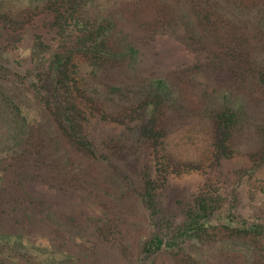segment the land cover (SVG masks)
Instances as JSON below:
<instances>
[{"label": "trees", "instance_id": "obj_1", "mask_svg": "<svg viewBox=\"0 0 264 264\" xmlns=\"http://www.w3.org/2000/svg\"><path fill=\"white\" fill-rule=\"evenodd\" d=\"M158 2L161 26L181 29L176 40L219 47L185 75L176 71L181 86L142 72L139 46L154 38L146 29L154 21L138 15L143 0H0V220L25 183L82 189L86 177L140 214L139 234L129 226L114 240L127 264H210L212 253L222 258L217 264H264V224L234 214L236 185L225 199H175L177 212L167 213L161 169L148 156L190 123L224 153L236 133L261 132L264 141V0ZM54 3L69 14L44 17L43 30L25 26L36 7ZM257 149L264 157V143ZM43 220L48 233L0 227V264L75 261L81 236L68 237L77 246L68 254L48 235L63 229Z\"/></svg>", "mask_w": 264, "mask_h": 264}, {"label": "rangeland", "instance_id": "obj_2", "mask_svg": "<svg viewBox=\"0 0 264 264\" xmlns=\"http://www.w3.org/2000/svg\"><path fill=\"white\" fill-rule=\"evenodd\" d=\"M143 2L144 6L140 7L138 15L154 21L153 25L146 28L148 32H153L154 38L148 44L146 42L139 46L142 72L145 75L152 72L154 76L162 74L165 79L181 86L176 71L180 70L185 75L193 68L192 65L204 63L212 51L218 52L219 47L208 44L205 48H197L194 43L186 45L176 40L174 33L181 29L173 32L171 26H161L160 20H164L166 15L154 8L155 4H159L158 0ZM129 11V8L125 10ZM58 12H63V16L69 14V11L57 9L56 3L36 7L34 12L25 17V26L36 23L43 30V24L47 21L44 17L55 18ZM56 19L58 24L65 27L62 17ZM58 24L52 25V29L57 30ZM146 25L144 22L143 26ZM57 38L58 35H55ZM156 51H159V59L154 61L153 53ZM196 80L204 81V77L197 73ZM257 134L262 133H236L230 142V151L224 153L212 148L209 135L202 136L198 126L190 123L183 130L177 129V132L162 138L165 143L163 148L161 145H155V148L151 146L148 156L154 168L157 166L161 169L155 173L161 180L162 205L167 213L177 212L175 199L190 200L196 194L225 199L231 187L236 185L237 200L232 208L234 214L248 222L264 224V157L260 156V150L257 149L264 141L261 140L263 138L258 139ZM170 155L174 159L167 161ZM184 160L194 163L192 166L183 165ZM87 179L82 177V189L65 187L56 190L45 185L25 183L21 189L26 192L17 193L14 190L15 197H11L8 204L4 205L7 215L0 220V227L4 226L5 231H10L9 228L19 229L21 226L23 230L33 229L36 233L44 228L48 233L43 219H49L53 226L58 224L60 231L63 229V233L55 230L48 234L52 243L60 244L68 254L75 253L77 247L68 246V243L72 244L68 237L75 234L81 236L82 252L75 255L72 264H127L126 256L119 254L114 240L129 226L134 229V235H138L142 227L140 214L133 204L119 205L103 189L86 184ZM96 180L101 181L98 176ZM226 255V260L234 259L231 252ZM205 256V261L210 264L222 261L215 253ZM240 257L246 259L245 256ZM21 260L19 264H36Z\"/></svg>", "mask_w": 264, "mask_h": 264}]
</instances>
